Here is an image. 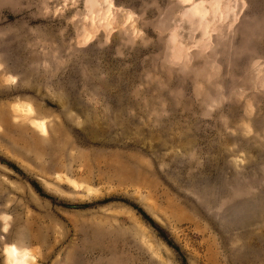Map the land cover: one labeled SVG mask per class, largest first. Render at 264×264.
Returning a JSON list of instances; mask_svg holds the SVG:
<instances>
[{"label": "rangeland", "instance_id": "1", "mask_svg": "<svg viewBox=\"0 0 264 264\" xmlns=\"http://www.w3.org/2000/svg\"><path fill=\"white\" fill-rule=\"evenodd\" d=\"M10 246L264 264V0H0Z\"/></svg>", "mask_w": 264, "mask_h": 264}, {"label": "bare ground", "instance_id": "2", "mask_svg": "<svg viewBox=\"0 0 264 264\" xmlns=\"http://www.w3.org/2000/svg\"><path fill=\"white\" fill-rule=\"evenodd\" d=\"M43 125H45V124H43ZM43 129H45V128H43ZM7 256L6 257H7V263L8 264H34L35 263L34 257L26 249H18L14 246H10L7 249Z\"/></svg>", "mask_w": 264, "mask_h": 264}]
</instances>
